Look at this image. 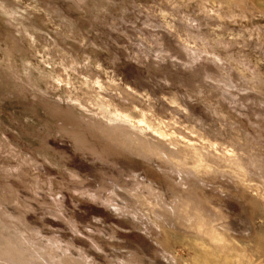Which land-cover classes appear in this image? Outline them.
<instances>
[{"label":"rangeland","instance_id":"obj_1","mask_svg":"<svg viewBox=\"0 0 264 264\" xmlns=\"http://www.w3.org/2000/svg\"><path fill=\"white\" fill-rule=\"evenodd\" d=\"M0 264H264V0H0Z\"/></svg>","mask_w":264,"mask_h":264}]
</instances>
